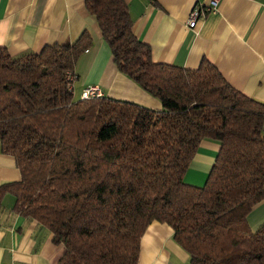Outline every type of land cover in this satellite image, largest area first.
I'll return each instance as SVG.
<instances>
[{
    "label": "trees",
    "instance_id": "1",
    "mask_svg": "<svg viewBox=\"0 0 264 264\" xmlns=\"http://www.w3.org/2000/svg\"><path fill=\"white\" fill-rule=\"evenodd\" d=\"M85 6L119 72L163 110L104 94L75 100L76 65L95 45L89 31L39 53L0 47L1 154L22 176L0 184V214L13 196V211L63 247L57 264H138L153 222L172 228L190 264H264V223L252 232L248 222L264 202V102L206 60L196 70L154 62L126 0ZM205 140L220 150L196 187L184 179Z\"/></svg>",
    "mask_w": 264,
    "mask_h": 264
},
{
    "label": "crops",
    "instance_id": "2",
    "mask_svg": "<svg viewBox=\"0 0 264 264\" xmlns=\"http://www.w3.org/2000/svg\"><path fill=\"white\" fill-rule=\"evenodd\" d=\"M210 2L126 0L136 36L150 47L154 62L196 70L206 60L236 89L264 102V0H220L215 12L189 29L192 11ZM84 31L91 33L95 45L76 65L74 96L97 86L104 97L163 110L159 100L119 72L85 0H0V47L11 56L74 43ZM219 150L218 142L203 141L185 182L203 187ZM21 179L16 160L1 154L0 147V184ZM3 205L0 264H57L64 249L53 242L49 230L18 216L13 196H5ZM248 222L252 232L262 226L264 202L251 212ZM138 264H190V257L175 242L170 226L153 222L141 240Z\"/></svg>",
    "mask_w": 264,
    "mask_h": 264
},
{
    "label": "built area",
    "instance_id": "3",
    "mask_svg": "<svg viewBox=\"0 0 264 264\" xmlns=\"http://www.w3.org/2000/svg\"><path fill=\"white\" fill-rule=\"evenodd\" d=\"M220 0H211L209 4L206 5H199L197 8H195L190 18L187 22V26L189 29H196L198 26V23L200 20H204L206 16L212 12H215L218 8ZM75 76L73 74L69 75V79L71 81L75 80ZM103 93L101 89L97 86H89L86 87L82 92V99H88L90 97H102Z\"/></svg>",
    "mask_w": 264,
    "mask_h": 264
},
{
    "label": "rangeland",
    "instance_id": "4",
    "mask_svg": "<svg viewBox=\"0 0 264 264\" xmlns=\"http://www.w3.org/2000/svg\"><path fill=\"white\" fill-rule=\"evenodd\" d=\"M80 95H78V94H76L75 96H74V98H75V100H78V99H80V97H79ZM256 232V231H255Z\"/></svg>",
    "mask_w": 264,
    "mask_h": 264
}]
</instances>
